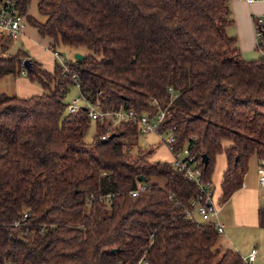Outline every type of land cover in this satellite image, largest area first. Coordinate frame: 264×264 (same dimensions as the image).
I'll list each match as a JSON object with an SVG mask.
<instances>
[{
  "label": "trees",
  "instance_id": "16d2710c",
  "mask_svg": "<svg viewBox=\"0 0 264 264\" xmlns=\"http://www.w3.org/2000/svg\"><path fill=\"white\" fill-rule=\"evenodd\" d=\"M15 1L52 48L84 58L49 71L24 50L0 55V78L21 74L30 58L27 77L43 87L28 97L0 92V264H137L144 254L148 264H252L213 249L215 223L186 213L198 184L172 161L152 160L136 123L97 120L86 141L92 119L66 100L75 74L105 109H165L162 128L189 148L206 183L226 155L225 203L264 147V41L261 57L244 58L228 32L230 0H38L44 20L28 15L32 0ZM12 40L0 38V49Z\"/></svg>",
  "mask_w": 264,
  "mask_h": 264
},
{
  "label": "built area",
  "instance_id": "2783aa9c",
  "mask_svg": "<svg viewBox=\"0 0 264 264\" xmlns=\"http://www.w3.org/2000/svg\"><path fill=\"white\" fill-rule=\"evenodd\" d=\"M252 2L254 0H247ZM28 23L27 14L23 13L15 0H0V36L11 37L12 39L18 38L26 24ZM255 31L258 37V44L264 41V14L257 15L254 18ZM50 50L55 57L60 56V52L52 47ZM66 71H69V67L66 60L62 62ZM24 66V64H23ZM27 68L24 66L21 70V75L27 76ZM73 84L79 90V94L76 95L71 101L68 102L67 110L69 112H76L79 109H84L88 116L94 120H101L107 122L112 127L119 125L120 123L133 121L136 123L141 132H154L168 150L173 155V164L177 166L179 170H184L189 178L194 180L199 187V195L190 201V206L186 207L187 217L190 219H199L200 221H211L219 214V204L214 193V189L210 183H206L202 176V170L197 167V164L192 162L194 156H190V150L186 146L184 148L177 149L174 145L175 135L172 131H165L162 128V124L166 119V110L160 108L158 111H145L138 112L132 108H126L121 106L119 108L105 109L103 107L101 92L96 97L91 92H84L81 90V83L75 74L72 75ZM158 103V101L155 100ZM111 130H109L110 132ZM108 132V133H109ZM164 133L167 136L164 137ZM108 134L103 135V138H107ZM258 168L257 179L258 186L261 195V206L264 208V147L261 148L258 153ZM146 185L141 182L139 186L131 191L133 196H136L141 190L145 189ZM217 230L224 232V224L219 221L214 222ZM257 248H254L245 258L249 263L255 259ZM146 254L137 262V264H148Z\"/></svg>",
  "mask_w": 264,
  "mask_h": 264
},
{
  "label": "crops",
  "instance_id": "0c3cea01",
  "mask_svg": "<svg viewBox=\"0 0 264 264\" xmlns=\"http://www.w3.org/2000/svg\"><path fill=\"white\" fill-rule=\"evenodd\" d=\"M232 9V15L234 17V24L229 27L228 32L235 36L238 40V44L241 48L242 54L245 59L249 60L253 50H257L258 37L255 31L254 18L257 15L264 14V0H254L249 2L247 0H230ZM29 23V22H28ZM23 29L22 34L19 37L26 38L27 26ZM38 30V29H37ZM231 31V32H230ZM42 37L43 36L39 33ZM18 37V38H19ZM49 37V36H48ZM52 41V38L49 37ZM43 52L40 50H34L36 54L29 53L30 57L40 61L42 66L49 71H53L55 61L50 62L51 59L46 58L44 52L48 51L52 59L56 58L50 47H43ZM37 56V57H36ZM53 59V60H54ZM24 76V75H23ZM21 82V81H20ZM35 81L30 79L23 80L18 87L17 96L28 97L34 94H40L43 92L38 88H35ZM152 148H154L152 146ZM156 152L152 155V160H161L156 157ZM254 157L253 169H251V159ZM258 153L251 156L249 161V169L245 174L243 186L238 189L233 195L225 202L219 203V196L221 194V182L223 180V174L227 166L226 155L219 153L216 158L215 169L212 176V187L214 189L215 196L219 204V214L211 221L224 224V234L226 239L222 241L218 240L219 246L224 249H233L240 252L243 257H246L254 248H257V253L252 264H264V226L260 222V210H264L261 206V195L258 186L257 168H258ZM173 160L172 159L169 161ZM246 231L249 232V236L252 234L256 236V245L249 244L247 239H239L238 233ZM244 239V236L242 237ZM242 240V241H240ZM245 242V243H244ZM225 243V247H224Z\"/></svg>",
  "mask_w": 264,
  "mask_h": 264
},
{
  "label": "rangeland",
  "instance_id": "374dc122",
  "mask_svg": "<svg viewBox=\"0 0 264 264\" xmlns=\"http://www.w3.org/2000/svg\"><path fill=\"white\" fill-rule=\"evenodd\" d=\"M38 0H32L29 9H28V15L34 16L40 20H44L45 17L43 15H40L39 11H38ZM29 25L27 26V30H26V38L23 37H19L16 39H13L9 45H8V49L7 50H1L0 49V55L1 56H9L12 55L16 52H18L19 50H24L27 51L28 53L31 54H36V52H34V50H41L43 52V47L48 46V47H52V41L51 39L47 36V37H42L38 34V30L35 26L31 25L30 23H28ZM231 32V31H230ZM231 35V33H229ZM1 35V34H0ZM233 36V35H232ZM0 38H2V36H0ZM56 49L60 52V56L56 57L54 60L51 57V53H47L48 51L44 52V55L46 58L51 59L50 62H55L56 63H62L64 60H70L73 59L75 57V54L77 52L79 53H83L82 49H78L75 47H70V46H65L62 44H58L56 45ZM263 54V52H261L260 50H253L250 58H248L249 60L252 59H256L258 57H261ZM37 57V56H36ZM55 67V65H54ZM25 80L28 82L29 78L27 76H23L21 74H11V73H7L5 75H3L0 78V92H6L10 95H16L18 92V87H20V83ZM21 81V82H20ZM35 88H38L39 90H42V85L38 82H34ZM80 92L77 89V87L75 85H72L70 90L68 91L67 95H66V100L69 102L71 101L76 95H78ZM96 132V125H95V121L92 120L89 129L87 130L86 134H85V140L86 141H90L93 137V135ZM167 136L166 133H164V137ZM139 145H141L142 147H154L155 152H156V157H158L159 159H161L162 161H169L172 159V153L168 150V148L162 143L160 142V138L159 136L154 133V132H140L139 134V138L137 139ZM251 169H253V163H254V157L251 159ZM157 180L161 183L164 184L165 179L163 178H157ZM213 185V184H212ZM214 187V185H213ZM239 239L245 240L247 239L249 244L252 245H256L257 243V239L255 235H251L249 236V232L246 231H242L240 233H238ZM244 236V239L242 238ZM226 239V235L224 234V232H222L220 234V238L219 241H222ZM240 240V241H242ZM245 243V242H244ZM225 243H224V247H225ZM215 251L221 249L222 248L219 246V244L217 243L215 245V247L213 248Z\"/></svg>",
  "mask_w": 264,
  "mask_h": 264
},
{
  "label": "water",
  "instance_id": "95a60500",
  "mask_svg": "<svg viewBox=\"0 0 264 264\" xmlns=\"http://www.w3.org/2000/svg\"><path fill=\"white\" fill-rule=\"evenodd\" d=\"M75 58H77V59H82V58H84V55L82 54V53H79V52H77L76 54H75ZM24 66L27 68V69H30V67H31V64H32V62H31V59L30 58H26L25 60H24ZM203 162L206 164V163H208V157H207V155L206 154H204L203 155ZM139 179H141L142 181H144L145 180V178L144 177H139Z\"/></svg>",
  "mask_w": 264,
  "mask_h": 264
}]
</instances>
